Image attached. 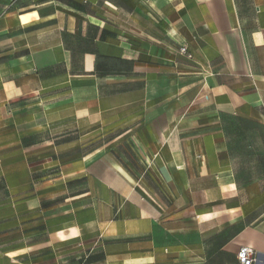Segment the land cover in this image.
<instances>
[{
  "label": "crops",
  "instance_id": "obj_1",
  "mask_svg": "<svg viewBox=\"0 0 264 264\" xmlns=\"http://www.w3.org/2000/svg\"><path fill=\"white\" fill-rule=\"evenodd\" d=\"M243 245L264 264V0H0V264Z\"/></svg>",
  "mask_w": 264,
  "mask_h": 264
},
{
  "label": "built area",
  "instance_id": "obj_2",
  "mask_svg": "<svg viewBox=\"0 0 264 264\" xmlns=\"http://www.w3.org/2000/svg\"><path fill=\"white\" fill-rule=\"evenodd\" d=\"M179 52L184 54L187 58H192L191 53L188 51L186 45H181ZM254 250L246 245L240 246L237 252V259L239 264H251L254 261Z\"/></svg>",
  "mask_w": 264,
  "mask_h": 264
}]
</instances>
